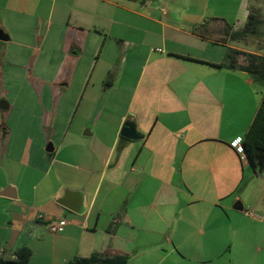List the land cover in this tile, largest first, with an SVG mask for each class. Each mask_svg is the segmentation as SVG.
<instances>
[{
	"label": "crops",
	"instance_id": "0c3cea01",
	"mask_svg": "<svg viewBox=\"0 0 264 264\" xmlns=\"http://www.w3.org/2000/svg\"><path fill=\"white\" fill-rule=\"evenodd\" d=\"M250 4L0 0L1 260L26 249L27 264H165L194 243L199 259L183 260L264 264V172L232 146L263 88L216 67L226 45L199 35L212 19L242 28ZM124 123L143 138H123ZM66 191L83 214L57 203ZM251 240L253 254L239 248Z\"/></svg>",
	"mask_w": 264,
	"mask_h": 264
},
{
	"label": "trees",
	"instance_id": "16d2710c",
	"mask_svg": "<svg viewBox=\"0 0 264 264\" xmlns=\"http://www.w3.org/2000/svg\"><path fill=\"white\" fill-rule=\"evenodd\" d=\"M135 1V0H128ZM211 26H203L201 37L208 33H217L220 36V42L226 45V53L223 62L215 65L218 68L228 70L242 71L249 74L253 82L263 88L261 102L254 114V117L245 131L240 147L244 154L247 165L255 173L264 172V55L259 51H264V31L259 30V23L256 17L251 13L242 28L234 30L232 26L224 23L220 19H212ZM255 42L258 53L241 52L230 45ZM243 56V63H239V57ZM30 252L26 249H20L17 252V259L4 261L0 259V264H27ZM129 257L127 255H115L112 257L101 254H92L89 257H73L67 264H127Z\"/></svg>",
	"mask_w": 264,
	"mask_h": 264
},
{
	"label": "rangeland",
	"instance_id": "374dc122",
	"mask_svg": "<svg viewBox=\"0 0 264 264\" xmlns=\"http://www.w3.org/2000/svg\"><path fill=\"white\" fill-rule=\"evenodd\" d=\"M250 11L251 13L256 17L259 25V30L260 31H264V0H251V4H250ZM232 24V23H230ZM220 38V36H219ZM249 44L248 45H243V44H236V49H238L239 51L241 52H246V53H258L255 51V47H257V45L255 44V42H248ZM261 54L264 55V51H259ZM239 63H243V56H240L239 57ZM257 85V84H256ZM197 125V123H196ZM237 152H239L237 150ZM259 175V173L257 174ZM262 196V203L264 204V194L261 195ZM244 208L242 209L241 213H243L244 210H250L252 213H254L255 216H258L260 217V215L262 216L261 213H256L255 211H253L254 209L250 208V207H247L245 204H244ZM249 218V217H247ZM264 240V238H263ZM255 241L251 240V241H248L246 243H244V245L239 247L243 250L246 251H251L252 254L254 252V247H255ZM195 247L194 243H192V245L190 247H185V248H182L181 250L177 251L176 254L172 255V256H167L166 257V262L165 264H195V263H191L187 260H183L182 257L185 256L186 259L188 258H191L192 260H194V258L196 259H199V255H197V253H191V252H188L189 249ZM262 249H261V253L259 254L260 258L264 261V243L261 245ZM184 253V254H183ZM248 254V253H247ZM190 260V259H188ZM221 264H223L224 262L221 261L220 262Z\"/></svg>",
	"mask_w": 264,
	"mask_h": 264
},
{
	"label": "water",
	"instance_id": "95a60500",
	"mask_svg": "<svg viewBox=\"0 0 264 264\" xmlns=\"http://www.w3.org/2000/svg\"><path fill=\"white\" fill-rule=\"evenodd\" d=\"M6 38V35H4V33L0 31V40H6ZM120 135L123 138L129 140H140L143 138V135L137 131L135 125L131 123L123 124ZM46 151L51 152L52 147L48 146L46 148ZM57 203L76 214H83L85 211V208L82 206L83 199L81 195L76 192L66 191L63 196L57 201ZM233 209L242 211L241 203L237 202L236 204H234Z\"/></svg>",
	"mask_w": 264,
	"mask_h": 264
},
{
	"label": "built area",
	"instance_id": "2783aa9c",
	"mask_svg": "<svg viewBox=\"0 0 264 264\" xmlns=\"http://www.w3.org/2000/svg\"><path fill=\"white\" fill-rule=\"evenodd\" d=\"M162 12H164V10H162ZM165 13V12H164ZM240 143H241V140L240 139H236L232 142V146L235 147L238 151H239V155H240V158L243 162H246L245 160V157H244V154L241 150V147H240ZM244 214L247 216V217H254V213H252L250 210H244L243 211ZM44 218V214L43 213H38L37 214V219L38 220H42ZM66 224L65 220H60L57 224H52L49 226V230L52 231V232H55L57 229H59L60 227H63L64 225Z\"/></svg>",
	"mask_w": 264,
	"mask_h": 264
}]
</instances>
